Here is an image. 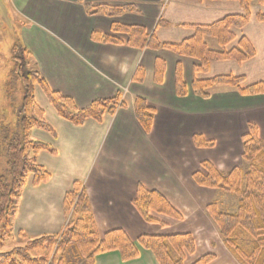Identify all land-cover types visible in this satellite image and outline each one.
<instances>
[{"label":"crops","instance_id":"1","mask_svg":"<svg viewBox=\"0 0 264 264\" xmlns=\"http://www.w3.org/2000/svg\"><path fill=\"white\" fill-rule=\"evenodd\" d=\"M24 21L20 36L48 88L72 99L83 108L96 99L119 96L122 106L102 120L87 119L74 125L58 116L43 90L35 87L37 103L53 132L33 129L32 136L49 150L38 153L37 161L50 174L39 185L28 176L20 194L13 230L30 237L59 233L65 226L63 198L75 181L84 192L100 234L122 229L134 242L138 256L123 261L118 251L94 257V264H157L153 253L136 241L140 235L189 233L195 243L183 264H193L206 254L208 264H240L224 245L206 207L217 190L199 186L192 174L201 162L227 172L242 163L241 136L249 124L264 139V94H243L229 85H213L202 97L194 80L218 75L242 76V85L264 81V3L251 0L248 23L232 28L234 40L226 50L245 37L255 55L242 62L214 61L207 73H196L198 60L165 48H133L124 43H106L91 38L92 32L111 33L113 23L142 26L160 43L177 44L191 37L193 25H208L227 15H242L235 0H9ZM133 8L119 14L99 11L97 5ZM209 48L219 50L216 40L206 37ZM212 45V46H210ZM213 47V48H212ZM164 61L160 82L155 65ZM179 66L185 94L176 92L175 71ZM143 68L142 81L133 76ZM142 98L154 109L148 132L138 122L134 100ZM212 141L197 146L194 135ZM162 194L182 218L152 213L156 222L145 221L132 204L137 187Z\"/></svg>","mask_w":264,"mask_h":264},{"label":"trees","instance_id":"2","mask_svg":"<svg viewBox=\"0 0 264 264\" xmlns=\"http://www.w3.org/2000/svg\"><path fill=\"white\" fill-rule=\"evenodd\" d=\"M235 1L240 4L242 15H227L212 24L193 25V35L177 44L160 43L153 33L148 34L142 26L121 23H113L111 33L94 31L91 33V38L106 43L122 44L124 42L116 36L117 33H122L127 36L125 44L130 47L169 49L179 55L195 58L198 60V65L194 67V71L207 73L210 64L214 61L234 60L242 63L255 55L254 49L245 37H240L235 47L226 50V46L235 38L232 28L241 29L248 23L250 17L251 0ZM259 2L264 3V0ZM132 8L133 6L129 4L117 7L102 4L91 6L88 11L90 14L99 11L119 14ZM259 17L260 20H264L263 16ZM206 37L214 38L220 49L209 48L205 41ZM23 64L17 61L15 68L16 78L22 83L25 91L18 121L20 132L15 133L8 143L10 180H0V248L9 237L17 200L26 178L32 175V183L36 185L47 181L50 177L35 158L38 152L49 150L48 145L30 142L27 138L28 132L33 127L52 132L44 119L43 109L35 100L34 88L39 86L58 116L74 125H81L87 119L100 121L105 114L112 115L120 104L119 96H116L96 99L83 108H75L71 98L50 90L37 70L26 69ZM163 73L164 61L158 59L155 65V81L160 82ZM143 75V68L137 67L133 79L142 81ZM242 82V76L218 75L207 80H194L193 88L202 97L209 96L205 90L213 85L236 87L243 94H264V81L240 87ZM175 84L177 94L184 95L185 84L179 66L175 71ZM134 110L138 122L144 131L148 132L154 118V109L142 98L136 97ZM241 140L242 159L248 164L245 173L238 166L222 172L212 163L203 161L200 164L201 170L195 171L192 177L199 186L218 189L235 197L237 207L234 212L221 211L216 203L212 202L206 207L207 213L215 223L224 245L240 264H264V150L259 146L261 140L253 124H249L248 131L241 136ZM194 142L197 146L212 144V141L204 140L198 134L194 135ZM30 149L34 154L33 157H29ZM81 185L80 182L75 181L72 189L64 195V210L71 211L76 216L69 221L61 234H42L29 240L21 249L0 251V264H65L66 258L59 253L60 247L68 242L74 243L73 246L77 248L81 258H84L85 264H93L95 255L111 250L118 251L123 261L136 258L138 252L134 242L124 230L116 228L103 234L98 232ZM132 204L147 222L157 221L152 213L174 219L182 218L162 194L155 190H146L141 186L137 187ZM58 236L59 246L53 250L52 246ZM136 241L153 253L157 264H183L185 256L193 253L195 248L194 239L189 233L165 236L140 235ZM212 259L213 255L206 254L193 264H208Z\"/></svg>","mask_w":264,"mask_h":264},{"label":"rangeland","instance_id":"3","mask_svg":"<svg viewBox=\"0 0 264 264\" xmlns=\"http://www.w3.org/2000/svg\"><path fill=\"white\" fill-rule=\"evenodd\" d=\"M23 22L24 21L15 13L14 8L12 7L9 0H0V180L2 179L6 181L10 180L9 165H8V162H9L8 143L9 141H11V138L14 136L15 133L20 132L18 121L20 119L19 115H20L21 107L23 104L24 96H25L23 85L16 78L15 68H16L17 61L24 63L23 65L26 69L36 70L34 69V65L31 63V59L33 58H32L30 51L24 46V44L21 41L20 32H21V29L25 26ZM26 62H27V65H26ZM240 87H244V86L241 84ZM34 97L37 102L36 98L38 97L35 96V88H34ZM121 100L122 99H120L119 97L120 104H122ZM120 104L118 105V107L120 106ZM33 129H41V128H36V127L31 128L27 134L28 140L30 142L44 143L41 140L33 138L32 136ZM41 130H44V129H41ZM47 132H50V131H47ZM260 140H261V143L259 146L262 150H264V139H260ZM38 153L35 155L36 161H37ZM33 155L34 154L30 149L29 157H33ZM238 167L241 168V171L243 173H245L246 170L248 169V164L242 159V163ZM27 178L25 180V183L27 181ZM39 184H36V185H39ZM81 189L84 191L83 184L81 185ZM216 190H217L218 196L214 202L216 203L217 208L224 212H234L237 207V201L235 197L229 193H225L218 189ZM79 192H81V190ZM19 200H20V195L17 200L16 212H17V206H18ZM16 212L11 221L9 237L4 241V243L2 244L0 248V251L2 252H9V251L21 249L26 245V243L29 240H32L38 237V236L30 237L20 230H15L14 232L13 222L16 216ZM64 214H65V220H66L65 226H66L67 224H69V221H71V219L75 218L76 214L71 211L66 212L65 210H64ZM64 227L59 233H54V234H61L64 230ZM59 241H60V238L58 236V238H56L52 246L53 250L56 249L57 246H59L58 244ZM73 245H74L73 242H68V243L63 244L62 247H60L61 250L59 254L66 258L65 264H85L84 258H81V256L78 254L77 248H75V246ZM111 251H116V250H111ZM93 264H94V259H93Z\"/></svg>","mask_w":264,"mask_h":264}]
</instances>
